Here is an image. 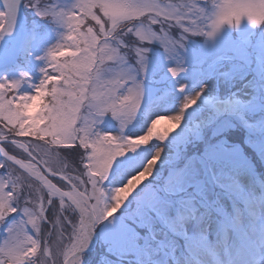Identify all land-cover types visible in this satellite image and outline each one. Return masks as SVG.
Instances as JSON below:
<instances>
[{
  "label": "snow or ice",
  "instance_id": "snow-or-ice-1",
  "mask_svg": "<svg viewBox=\"0 0 264 264\" xmlns=\"http://www.w3.org/2000/svg\"><path fill=\"white\" fill-rule=\"evenodd\" d=\"M3 2L0 38L14 31L21 5L68 32L48 51L34 95H19V81H0V264H86L97 226L153 173L161 155L156 146L137 168L138 150L168 138L199 98L187 99L175 115L146 105V45L158 41L172 52L189 35L213 38L223 28L207 24V0H76L68 12L41 0ZM237 6L240 17L264 25V0ZM129 55L135 72L125 66ZM168 71L176 77L182 69ZM106 114L119 121L120 135L95 131ZM130 124L140 131L124 134ZM113 181L118 185L107 189Z\"/></svg>",
  "mask_w": 264,
  "mask_h": 264
},
{
  "label": "rangeland",
  "instance_id": "rangeland-1",
  "mask_svg": "<svg viewBox=\"0 0 264 264\" xmlns=\"http://www.w3.org/2000/svg\"><path fill=\"white\" fill-rule=\"evenodd\" d=\"M41 3L68 12L76 0ZM19 19L22 46L10 62L0 65V81H19V95H34L50 63L48 51L63 42L68 29L23 5ZM182 43L172 52L158 41L146 45L147 71L140 73L144 102L154 112L175 115L181 113L187 99L199 98L183 110L181 125L168 138L153 140L138 150L150 148L138 157L137 168L151 158L156 146L167 152L121 208L97 226L87 251L95 250L100 242L106 251L102 258L108 264H134L131 260L138 264H188L192 260L193 264H264V240L254 232L244 241L235 235V230L250 233L249 214L257 217L264 230V182L252 171L242 146L228 138L237 124L257 126L254 132L247 130L244 140L253 144L264 161V25L254 26L244 18L239 26H225L213 38L189 35ZM13 45L6 40L0 50ZM125 66L135 72V58L127 56ZM172 67L182 71L172 77L168 71ZM158 127H168V122L162 121ZM95 131L122 133L119 121L110 114L100 118ZM138 131L131 124L123 129L124 134ZM188 142L189 150L185 147ZM118 183L113 181L106 188ZM212 184L222 186L223 191L214 196ZM144 191L150 193L148 199L137 195ZM134 218L137 227L129 222ZM143 227L145 237L139 230ZM201 240L213 248V254H203V259L197 256L202 260L193 257L190 247H181V241ZM117 257L123 261L117 262Z\"/></svg>",
  "mask_w": 264,
  "mask_h": 264
},
{
  "label": "trees",
  "instance_id": "trees-1",
  "mask_svg": "<svg viewBox=\"0 0 264 264\" xmlns=\"http://www.w3.org/2000/svg\"><path fill=\"white\" fill-rule=\"evenodd\" d=\"M257 126L254 125H242V124H237L235 125V128L230 130V133L228 134V138L230 139V141H233L235 143H238L242 146V148L244 149V152L246 153V156L249 158V161L251 162V167H252V171L259 175L260 179L262 180V182H264V161L259 157L258 155V151L257 149L253 146L252 143L246 142L244 140V134L247 133V130L254 132L256 130ZM228 139V140H229ZM191 143L188 142L185 147L187 148V150L191 149ZM199 150L201 148H198ZM212 187L215 188L214 191V196L215 193L217 194L218 192H222L223 191V187H219L216 184H212ZM201 199V198H200ZM130 208H132V204L130 206ZM122 212H119V214H122ZM248 218L251 222V226H250V233L248 234H243L241 233V231L235 230V235H237L241 240H245L244 238L246 237V240L249 239V236L253 235V232L256 233V235L260 238V240H264V230L263 227L260 226L259 222L257 221V217L255 215L249 214ZM137 218H134L133 220H130L129 222L131 224H133V226L137 227V222H136ZM139 230L142 231V236L145 237L146 235V228H139ZM181 238V237H180ZM232 246V245H230ZM229 245H226L225 248L230 247ZM181 247L183 249H188L189 247L193 250V257L195 259H199L202 260L203 259V254H213L212 253V247H210V244H208V242L201 240V242H195V241H188L186 242H182L181 241ZM199 252H201L202 254H199ZM216 253V251H215ZM106 254L105 249H102L100 247V242L99 244H97L96 249L95 250H91V251H86L83 253L86 264H108L107 262H105L102 258V255ZM197 256H201L202 259L198 258ZM112 257V256H111ZM113 258V257H112ZM192 258V259H194ZM191 259V260H192ZM115 260L117 262H121L123 261V259H120L119 257L115 258ZM131 260V259H130ZM130 260H126L124 262H130ZM132 263L136 264L137 262L135 260H131ZM195 262V260H192L191 262H189L188 264H193ZM138 264V263H137ZM154 264V263H153Z\"/></svg>",
  "mask_w": 264,
  "mask_h": 264
},
{
  "label": "clouds",
  "instance_id": "clouds-1",
  "mask_svg": "<svg viewBox=\"0 0 264 264\" xmlns=\"http://www.w3.org/2000/svg\"><path fill=\"white\" fill-rule=\"evenodd\" d=\"M207 5L208 15L206 22L209 26L221 25L222 28L225 26H235L238 19L240 21L244 19L240 17L237 0H207ZM260 21L264 22V16L260 17ZM254 26H259V24H255ZM38 91L36 89V92Z\"/></svg>",
  "mask_w": 264,
  "mask_h": 264
},
{
  "label": "bare ground",
  "instance_id": "bare-ground-1",
  "mask_svg": "<svg viewBox=\"0 0 264 264\" xmlns=\"http://www.w3.org/2000/svg\"><path fill=\"white\" fill-rule=\"evenodd\" d=\"M0 2L4 4L3 0H0ZM22 34L23 32L20 28V19L18 17V21L14 31L10 34H5L3 38H0V46H2L6 40H12L14 42V45L11 49H8L6 51L2 49L0 50V65L4 64L5 62H10L14 56L15 50L22 46V42H21ZM166 150L167 149H163V148L160 149L161 155L155 166H158L165 158L167 152ZM146 152H150V148L146 150ZM146 152H139L140 153L139 157H141L143 154L145 155Z\"/></svg>",
  "mask_w": 264,
  "mask_h": 264
},
{
  "label": "water",
  "instance_id": "water-1",
  "mask_svg": "<svg viewBox=\"0 0 264 264\" xmlns=\"http://www.w3.org/2000/svg\"><path fill=\"white\" fill-rule=\"evenodd\" d=\"M1 4H2V3H1ZM2 6H3V7H5V5H4V4H2ZM95 235H96V234H95ZM87 250H89V249H87ZM87 250H86V251H87ZM86 251H85V252H86Z\"/></svg>",
  "mask_w": 264,
  "mask_h": 264
}]
</instances>
